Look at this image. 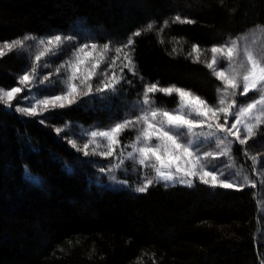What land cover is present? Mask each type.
Segmentation results:
<instances>
[{"label": "trees", "instance_id": "obj_1", "mask_svg": "<svg viewBox=\"0 0 264 264\" xmlns=\"http://www.w3.org/2000/svg\"><path fill=\"white\" fill-rule=\"evenodd\" d=\"M177 14L194 22H175ZM263 23L264 0H0V45L26 33L74 37L41 69L42 77L54 73L55 80L59 63L80 44L119 46L142 30L134 37V60L145 81L213 102L221 83L192 46L206 56L210 46ZM19 51L0 57V87L19 85L43 46ZM125 73L132 84L122 83L123 91L108 100L81 97L43 116L28 117L0 102V264H263L256 187L226 189L200 180L192 187L153 182L143 193L114 187L97 161L69 143L84 129L124 119L144 90ZM155 96L158 105H177L175 94ZM65 122L67 130L57 134ZM120 138L131 139L127 132ZM248 143L254 154L264 153V136ZM244 147L235 151L242 154Z\"/></svg>", "mask_w": 264, "mask_h": 264}, {"label": "snow or ice", "instance_id": "obj_2", "mask_svg": "<svg viewBox=\"0 0 264 264\" xmlns=\"http://www.w3.org/2000/svg\"><path fill=\"white\" fill-rule=\"evenodd\" d=\"M175 22L194 21L182 19L177 14ZM166 27L167 20L164 21L161 31ZM254 27L264 30L261 25ZM152 28L153 22H149L147 30ZM141 34L142 30L135 31L119 46L111 41L103 43L102 47L96 42L78 45L74 53L75 58L61 63L56 68V73L60 75L55 80L51 79L54 73L44 75L41 79V69L49 68L54 58L62 53L63 45L74 37L55 34L45 39L26 33L22 38L3 42L0 45V57L6 54L5 50L12 52L19 49L17 54L25 55L34 46H43V51L35 56L36 63L30 70L26 68L18 78L20 85L28 88L30 92L37 93V96L33 97L34 102L27 106H17L15 110L28 117H37L54 109L76 104L81 97L106 101L109 99V93L116 95L123 91L120 87L122 83L132 84V81L127 79V69L134 78L144 83V90L138 93L137 100L129 106L124 119L104 130H89L76 134L77 138L80 135H87L89 138L83 148L78 147L76 139L69 140L72 147L82 151L84 156L113 157L116 149L121 147L119 137L131 129L135 132V139L124 145L131 148V151L127 156L119 153V163L110 162L109 165L100 167L101 173L126 170L125 161L130 160L133 165L138 164L141 168H152L156 178L166 184L178 182L192 187L193 178H198L201 183H211L212 187L239 190V187L244 185L238 187L239 182L232 178L240 173L225 171L215 161L218 157L235 159L236 142L247 146L243 152L245 156H249L251 145L248 142L258 136H264V34L257 38L256 33L252 32L250 36L246 35L240 40L231 39L222 45L211 47V61L206 66L222 84V87H217L216 102L182 87H159V82L145 81L139 74L134 60V37ZM29 41L32 43H27ZM89 47L92 52L86 51ZM113 50L115 54L108 62L109 53ZM192 51L199 52V47L193 45ZM224 61H227V67ZM104 64H107L106 68H102ZM39 85H44V90L49 93L45 94L43 99L38 98L44 91ZM57 85L60 86V92L54 94ZM21 90L20 87H11L10 90L0 87V102L6 107H11V102ZM158 92L166 96H178V107L168 109L166 105H158L155 96ZM249 93L257 95L251 99H241L247 98ZM39 122L45 124L46 120L41 119ZM66 130L67 122L65 127L56 128L57 134ZM103 141H106V150L100 151ZM90 146H93L91 151ZM250 158L253 165H256L258 162H264V153L251 155ZM227 167L231 168L232 165L228 164ZM30 179L34 183L40 182L37 177L30 176ZM115 179L113 177V180ZM243 179L253 187L256 186L247 175ZM153 182L151 179L146 180L135 191L146 192Z\"/></svg>", "mask_w": 264, "mask_h": 264}, {"label": "rangeland", "instance_id": "obj_3", "mask_svg": "<svg viewBox=\"0 0 264 264\" xmlns=\"http://www.w3.org/2000/svg\"><path fill=\"white\" fill-rule=\"evenodd\" d=\"M258 25L264 26V23L258 24ZM255 26H257V25H255ZM252 32L256 33L257 38H259L262 34H264V30L255 28L253 26V27L247 29L245 32L239 34L238 36L227 38L226 40L222 41L221 43L214 44V45L210 46L209 51L207 52L206 56H205V53L200 51V50H199V52H195L194 55L196 57H199V58L202 57L208 63L211 61V57H212V53L210 51L211 47L222 45L226 41H229L231 39L240 40L246 35L250 36L252 34ZM80 45H82V44H80ZM75 50H76V48L74 50H72L69 53L68 57L63 59L59 63V65L61 63H64V62L70 60V59H74L75 58V56H74ZM86 51L92 52V49L89 47L88 49H86ZM114 54H115L114 50L109 53L108 62H110V57ZM80 55L83 56V53H81ZM93 55H95V53H93ZM224 65H225V67H227V61H224ZM104 66H105V64L102 65V68H105ZM62 72H63V70H62ZM40 78L42 79L43 77L40 76ZM77 83H78V81H77ZM220 86L222 87V84H220ZM14 87H20L22 89L20 93L16 94L15 98L11 102V106L14 109H16L17 106H21V107L27 106L30 102H34L33 97H36L37 93L30 92L28 90V88H26L25 86L20 85V84L17 86H14ZM39 88L41 89L42 85H39ZM57 88H60V86L58 85ZM4 89L10 90L11 88H4ZM59 92L60 91H56V92H54V94H59ZM45 94H49V93H40L38 98L43 99ZM256 95H257L256 93H249L247 98L241 97V99L242 100L251 99V98L255 97ZM24 97H29V99H23ZM178 104H179V97H178L177 105L171 109L177 108ZM114 124L115 123H113L111 125H114ZM106 128L107 127L84 129L80 133H85L89 130H97V129L104 130ZM125 132H127V135L130 136L131 139L124 142L119 137V139L121 141V147L116 149L113 157L104 158V157H101L99 155H95V156L90 155V157L93 158V161H94L93 163L96 164V161H97V163L100 165V167H104V166L109 165L110 162L111 163H119L118 154L121 152L123 153L124 156H127V153L129 151H131V148L124 147V145L135 139V132L132 131L131 129L126 130ZM88 138L89 137L87 135H80L79 138H76L78 147L83 148V144L87 142ZM104 145H106V141L102 142V147L99 149L100 151L106 150ZM236 145H239V143L238 142L235 143L234 149H235ZM91 147H93V146H90L89 151H91ZM251 155H256V154H254L252 149L249 150V156H245L244 152L242 154H239L238 152L235 151L234 152L235 159H233L232 157H218L217 160L215 161V163L218 166L223 167V169L225 171H230L232 173H236V172L240 173L239 176L234 175L232 178L233 180L239 182L238 187L241 184L244 186L245 185H251V184H248L244 181L243 177L245 175H247L250 180H253L255 182V185H256L255 187L257 188L258 197H259V201H260V208H259L260 235H261V238L264 239V162H258L256 165H253V161L250 158ZM258 161H259V156H258ZM228 164H231L232 167L228 168L227 167ZM124 168L126 170H115L113 172H107V173H102V174L105 175L106 182L109 185L114 186V187L131 186L133 189H136L137 187L142 186V184L146 180H149V179L153 180L154 182H162L156 178L155 171L152 168H141V166H139L138 164L133 165L132 161H130V160L125 161ZM113 177H115L116 179L113 180ZM193 180H199V179L193 178ZM209 180H211V178H209ZM117 181H126V183H119ZM163 183H165V182H163ZM168 184H172V183H168ZM263 264H264V257H263Z\"/></svg>", "mask_w": 264, "mask_h": 264}]
</instances>
